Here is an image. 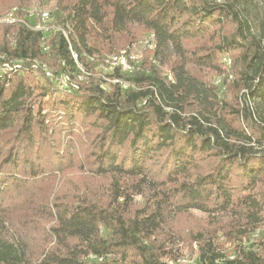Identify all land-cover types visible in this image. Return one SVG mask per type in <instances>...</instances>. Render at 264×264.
Masks as SVG:
<instances>
[{
  "label": "trees",
  "instance_id": "trees-1",
  "mask_svg": "<svg viewBox=\"0 0 264 264\" xmlns=\"http://www.w3.org/2000/svg\"><path fill=\"white\" fill-rule=\"evenodd\" d=\"M252 3L0 0V19L13 9L23 18L26 9L37 7L47 10L59 27L70 23L71 50L81 61L85 54L118 52L114 37L131 26L154 34L152 55L159 65L175 59L169 79L159 66L146 69L144 56L138 72L123 76L126 89L108 85L102 90L92 77L79 90L63 94L46 79L48 87L41 89L43 99L36 104L29 103L28 76L0 77V264H165L167 250L151 239L168 233L169 215L197 211L230 215L247 228L261 224L264 195L257 189L264 187V14ZM228 21L233 36L223 37L216 53L239 54L238 78L233 74L228 89L244 92L233 104L228 90L220 94L188 69L184 47ZM203 51L192 62L214 69L216 53ZM0 55L38 58L55 73L74 66L61 33L44 36L19 23L0 25ZM62 133L69 144L92 146L95 172L111 179L110 199L102 205L86 197L72 204L45 200V214L53 220L45 232L47 243H53L49 247L30 241L28 226L38 207L30 190L61 171L54 136ZM164 151L173 164L167 175L174 176L159 181L148 163ZM206 159L211 164L203 172L198 163ZM180 176L185 179L179 181ZM132 194L146 200L134 212ZM204 246L201 260L216 264L212 244ZM222 264H264V256L244 253Z\"/></svg>",
  "mask_w": 264,
  "mask_h": 264
},
{
  "label": "rangeland",
  "instance_id": "rangeland-1",
  "mask_svg": "<svg viewBox=\"0 0 264 264\" xmlns=\"http://www.w3.org/2000/svg\"><path fill=\"white\" fill-rule=\"evenodd\" d=\"M222 2L224 0H221ZM253 9L257 10V13L264 14V0H253ZM47 8V7H46ZM45 10V9H44ZM253 17V13L251 14ZM215 33L207 36L196 38L184 43L186 51H188L190 62L187 64L188 69L197 77L205 81L208 85L218 87L220 94L227 93V99L233 104L244 91L237 90L236 88L228 89L230 82L222 75L234 74L238 78V72L240 69L238 52H232L229 55L231 59L230 68L225 67L222 63V53H216V48L220 45V41L223 37L231 38L234 33L233 25L228 21L225 24L214 29ZM144 28L140 26H131L125 33L115 36V49L120 51L123 49H133L140 54L142 60L146 57L147 65L146 69L151 65H156L161 75H166L170 71V65L175 61L174 58L170 59V64L159 65V61L154 57L153 52L140 47L141 41L148 35ZM129 43H131L129 45ZM128 45V46H127ZM127 46V47H126ZM214 51L216 53V60L214 63V69L211 67L195 64V54L204 55V51ZM194 58V60H191ZM169 75V74H167ZM30 80V89H32L29 103H38L41 99V89L47 88V82L44 78L36 74H26ZM223 77L222 86H216V79ZM59 96V95H58ZM48 107L45 109L47 112ZM57 140L55 154L60 153L59 159L63 160L61 171L56 169L53 171L46 184L42 183L36 188L32 187L30 190L31 197L36 201L37 214L30 218L28 228L30 241H36L43 246H52L51 243H47L46 233L48 227L53 224L52 218L46 215L47 200L51 202H63V204H72L77 200L86 197L92 202H97L102 205L109 201L108 191L111 187V179L108 176L102 177L97 175L94 169V159L89 157L92 152V146L84 144H69L61 135L54 136ZM63 151L64 157H63ZM53 152V151H52ZM164 154V155H163ZM169 151H164L160 157H156L155 160H151L148 163L152 169V174L159 181H164L168 176H174L170 173L167 175L173 167L171 157L168 156ZM162 157V158H161ZM93 163V164H92ZM211 164V161H202L198 163V167L201 171ZM191 172H189L190 174ZM191 178L192 175L190 174ZM191 178H188L190 180ZM179 181L185 179L179 177ZM258 192L264 195V187H258ZM148 193L145 192V197ZM132 210L142 208L145 205L146 200L144 195L132 194ZM14 200L9 202V205H13ZM40 207H43L40 209ZM34 215V214H33ZM168 233L160 234L152 237L151 240L156 241L163 245L167 250L168 258L165 260V264H208L206 261H202L200 255L202 248H204L207 242L212 244L218 257L215 259L216 264H222L225 260H233L236 258H242L244 253H259L263 258L264 256V209L261 214V224L254 228H247L245 223L238 218H232L227 214L219 215H206L197 211H190L185 214H178L175 217L169 215ZM164 261V260H161Z\"/></svg>",
  "mask_w": 264,
  "mask_h": 264
},
{
  "label": "built area",
  "instance_id": "built-area-1",
  "mask_svg": "<svg viewBox=\"0 0 264 264\" xmlns=\"http://www.w3.org/2000/svg\"><path fill=\"white\" fill-rule=\"evenodd\" d=\"M221 2V0H217ZM19 23L27 30L33 32H40L44 36L59 32L62 34L67 44L69 45L71 59L74 66L71 68L64 67L63 71L55 73L50 69L45 61L38 58L20 57L14 59H7L4 55H0V77L5 75H26L36 74L49 80L52 87L58 92L68 94L80 89L83 84H87L92 77L99 80V85L102 90H107L108 85H119L123 89L129 87V83L123 79V76L133 75L139 71L142 64V58L137 51L127 48L116 53L103 55H84V61H81L79 55L71 50L70 46V32L71 24L66 23L62 28L54 24L49 12L37 7L26 9L24 17L19 18L15 15V9L0 19V25H12ZM43 40V38H42ZM14 42L11 38V43ZM140 47L149 51H155V36L153 33L148 35L141 41ZM42 52L47 53L48 48L42 45ZM222 63L225 67L230 68L231 59L228 53L221 55ZM63 66L65 64L63 63ZM224 78L230 80L232 74L222 75ZM168 78L171 79L170 75ZM223 77L219 76L216 81V86H222ZM93 259V256H89Z\"/></svg>",
  "mask_w": 264,
  "mask_h": 264
}]
</instances>
